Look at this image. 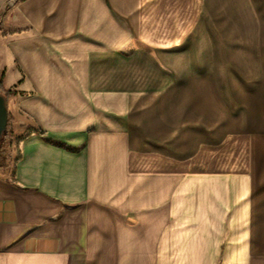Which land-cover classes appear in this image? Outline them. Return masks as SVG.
I'll return each mask as SVG.
<instances>
[{
  "label": "crops",
  "instance_id": "1",
  "mask_svg": "<svg viewBox=\"0 0 264 264\" xmlns=\"http://www.w3.org/2000/svg\"><path fill=\"white\" fill-rule=\"evenodd\" d=\"M262 44L264 0H0V264H264Z\"/></svg>",
  "mask_w": 264,
  "mask_h": 264
},
{
  "label": "rangeland",
  "instance_id": "2",
  "mask_svg": "<svg viewBox=\"0 0 264 264\" xmlns=\"http://www.w3.org/2000/svg\"><path fill=\"white\" fill-rule=\"evenodd\" d=\"M131 47L133 46H128V48ZM258 49H260V51ZM252 67H253V75L255 76V78H253L252 81L255 82L254 86L256 92L253 97L255 98V100L252 101L250 105L251 107L256 106L257 102L260 101V98L264 94V45L263 44L261 46H256L255 59H253Z\"/></svg>",
  "mask_w": 264,
  "mask_h": 264
},
{
  "label": "water",
  "instance_id": "3",
  "mask_svg": "<svg viewBox=\"0 0 264 264\" xmlns=\"http://www.w3.org/2000/svg\"><path fill=\"white\" fill-rule=\"evenodd\" d=\"M8 125V100L5 92H0V144Z\"/></svg>",
  "mask_w": 264,
  "mask_h": 264
},
{
  "label": "trees",
  "instance_id": "4",
  "mask_svg": "<svg viewBox=\"0 0 264 264\" xmlns=\"http://www.w3.org/2000/svg\"><path fill=\"white\" fill-rule=\"evenodd\" d=\"M5 136V135H4ZM2 148V143L0 144V149Z\"/></svg>",
  "mask_w": 264,
  "mask_h": 264
}]
</instances>
